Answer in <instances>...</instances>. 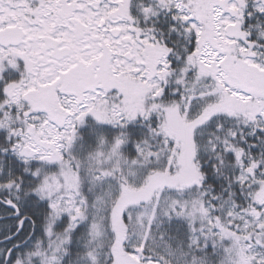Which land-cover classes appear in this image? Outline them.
Instances as JSON below:
<instances>
[{
	"label": "snow or ice",
	"instance_id": "6c2138e0",
	"mask_svg": "<svg viewBox=\"0 0 264 264\" xmlns=\"http://www.w3.org/2000/svg\"><path fill=\"white\" fill-rule=\"evenodd\" d=\"M0 264H264V0H0Z\"/></svg>",
	"mask_w": 264,
	"mask_h": 264
}]
</instances>
